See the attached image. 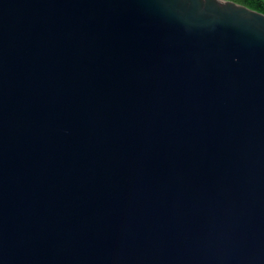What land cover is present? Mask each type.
Here are the masks:
<instances>
[{"label": "water", "instance_id": "water-1", "mask_svg": "<svg viewBox=\"0 0 264 264\" xmlns=\"http://www.w3.org/2000/svg\"><path fill=\"white\" fill-rule=\"evenodd\" d=\"M241 7L0 0V264H264V19Z\"/></svg>", "mask_w": 264, "mask_h": 264}, {"label": "snow or ice", "instance_id": "snow-or-ice-1", "mask_svg": "<svg viewBox=\"0 0 264 264\" xmlns=\"http://www.w3.org/2000/svg\"><path fill=\"white\" fill-rule=\"evenodd\" d=\"M236 2L241 5H244V7L238 8V10L240 11H246V8L253 7V5L248 2V0H236ZM258 11L260 13L259 18L264 19V0H261V7L258 9ZM248 14L254 15V13H248Z\"/></svg>", "mask_w": 264, "mask_h": 264}, {"label": "trees", "instance_id": "trees-1", "mask_svg": "<svg viewBox=\"0 0 264 264\" xmlns=\"http://www.w3.org/2000/svg\"><path fill=\"white\" fill-rule=\"evenodd\" d=\"M229 1L237 3L236 0H229ZM248 2L253 5V7H250V9H253L255 11H258V9L261 7V0H248Z\"/></svg>", "mask_w": 264, "mask_h": 264}]
</instances>
